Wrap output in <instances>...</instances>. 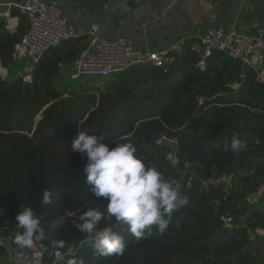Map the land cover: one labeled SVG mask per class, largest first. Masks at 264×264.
<instances>
[{
  "label": "trees",
  "instance_id": "trees-1",
  "mask_svg": "<svg viewBox=\"0 0 264 264\" xmlns=\"http://www.w3.org/2000/svg\"><path fill=\"white\" fill-rule=\"evenodd\" d=\"M11 14L18 18L12 32L0 19L3 66L28 30L24 15L16 10ZM192 44L172 50L173 62L164 68L135 67L113 76L103 89L95 87L67 98L53 80L60 74L59 65H69L85 48L86 39L81 37L49 51L37 65L32 83L0 79V230L5 223L9 226L3 235L13 241L18 231L15 216L31 207L43 217L46 254H54V240L65 242L61 253L75 249L64 264L69 259L77 264H259L246 251L253 242L247 229H264V211H252L244 227L231 231L223 229L221 217L229 214L236 221L249 208L246 198L264 181V85L221 53H213L201 67L200 53L191 49ZM235 83L238 89L231 88ZM80 131L96 134L98 142L110 148L116 141L133 142L149 167L172 184L180 182V195L189 203L173 214L164 234L153 227L151 236L137 241L126 224L103 222L102 227H112L123 237L125 251L121 256L95 254L92 242L76 225L89 207L103 210L107 201L93 200L84 183L87 157L72 152L71 143ZM226 131L244 142L239 153L230 150L233 138ZM160 136L177 141L176 168L166 160L170 148L156 144ZM230 174L239 177L230 190L222 185L201 188L202 181ZM70 186L81 197L78 203L67 197ZM45 190L52 193L48 205L41 203ZM4 256L0 246V264H5Z\"/></svg>",
  "mask_w": 264,
  "mask_h": 264
},
{
  "label": "built area",
  "instance_id": "built-area-1",
  "mask_svg": "<svg viewBox=\"0 0 264 264\" xmlns=\"http://www.w3.org/2000/svg\"><path fill=\"white\" fill-rule=\"evenodd\" d=\"M16 10L27 19L28 30L26 34L14 45L11 60L7 67L0 61V79L6 83L21 82L27 85L33 82V75L37 65L43 57L52 49L57 48L64 41L80 38L74 25L70 23L56 0H23L21 2H8L0 4V19L4 21L8 31H14L18 25V18L11 14ZM86 46L79 56L69 65H59L62 73L69 82L85 81L86 79L108 80L127 70L139 66H151L164 68L173 62L169 50L150 51L138 48L133 37L113 36L110 38L102 35L98 24L92 23L86 31ZM199 44L200 66L213 53H221L226 58L238 62L244 72H252L256 82L264 85V30L257 29L254 34L244 33L232 25L228 28L215 27L206 29L204 34L195 39ZM9 69L14 71L9 77ZM244 75V74H242ZM238 89L239 84H233ZM198 106L204 104L203 98H197ZM157 145H165L170 148L166 154V160L176 168L178 164L177 141L165 136L158 137ZM262 162L264 164V147L262 150ZM185 164V169H189ZM239 177L230 174L209 181H202L201 188L222 185L225 190H230L234 183H238ZM193 174L187 178L185 187L191 188ZM174 187L180 189L182 185L173 181ZM246 203L253 210H264V181L257 187L254 193L246 198ZM223 229L231 231L239 225L229 214L221 217ZM9 229L7 223L2 231ZM0 230V246L5 251V264H53L55 256L53 252L46 254L42 244V232L32 248H20L13 243ZM250 240L258 239L260 251L264 257V229H247ZM75 253L74 248H69L61 253L64 264L67 257Z\"/></svg>",
  "mask_w": 264,
  "mask_h": 264
},
{
  "label": "clouds",
  "instance_id": "clouds-1",
  "mask_svg": "<svg viewBox=\"0 0 264 264\" xmlns=\"http://www.w3.org/2000/svg\"><path fill=\"white\" fill-rule=\"evenodd\" d=\"M109 145L98 142L96 134L80 131L71 143L72 152H79L87 157L84 167L88 190L96 202L100 198L107 201L100 207H89L80 216L76 225L80 233L85 234L92 242L95 254L102 257L121 256L125 251L122 236L113 231L112 227L101 226L123 223L128 232L136 238H147L153 233V227L159 234H164L173 222V214L188 205L187 197L180 195L177 187L165 180L160 171L149 167L138 155L133 142ZM245 144L233 138L230 150L239 153ZM225 150L229 146L225 145ZM52 193L43 192L41 203L52 202ZM18 231L13 243L20 248H32L42 232V216H38L31 207H25L16 216ZM101 226V227H98ZM179 221L176 227L179 228ZM65 246L63 240L52 241L55 249L53 264H60L64 259L59 249ZM67 264H77L69 259ZM83 264V261L80 262Z\"/></svg>",
  "mask_w": 264,
  "mask_h": 264
},
{
  "label": "crops",
  "instance_id": "crops-1",
  "mask_svg": "<svg viewBox=\"0 0 264 264\" xmlns=\"http://www.w3.org/2000/svg\"><path fill=\"white\" fill-rule=\"evenodd\" d=\"M23 0H0V4ZM81 38L96 23L102 35L133 37L135 45L150 51L191 49L206 29L236 25L244 33L264 30V0H56ZM252 208L242 215L237 224ZM262 229V228H261Z\"/></svg>",
  "mask_w": 264,
  "mask_h": 264
},
{
  "label": "rangeland",
  "instance_id": "rangeland-1",
  "mask_svg": "<svg viewBox=\"0 0 264 264\" xmlns=\"http://www.w3.org/2000/svg\"><path fill=\"white\" fill-rule=\"evenodd\" d=\"M7 67V65H4ZM14 71L9 69V77H12ZM111 80H100V79H86L85 81L78 82H69L66 80L65 76L60 73L58 77L53 80V85L56 89H58L61 93L65 94L64 97H69L72 94L79 93L81 91L93 90L95 87H101L103 89L107 83ZM94 87V88H93ZM264 211V210H263ZM242 215L238 216L236 221L242 220ZM246 251H248L255 262H259V264H264V257L260 251V243L258 239H253L252 244L246 247Z\"/></svg>",
  "mask_w": 264,
  "mask_h": 264
},
{
  "label": "water",
  "instance_id": "water-1",
  "mask_svg": "<svg viewBox=\"0 0 264 264\" xmlns=\"http://www.w3.org/2000/svg\"><path fill=\"white\" fill-rule=\"evenodd\" d=\"M1 67V66H0ZM232 89H235V86H231ZM227 135L231 138L234 137L233 131H226ZM67 197L71 199L73 202L78 203L81 200V197L78 196L74 190V186H70L66 189Z\"/></svg>",
  "mask_w": 264,
  "mask_h": 264
},
{
  "label": "bare ground",
  "instance_id": "bare-ground-1",
  "mask_svg": "<svg viewBox=\"0 0 264 264\" xmlns=\"http://www.w3.org/2000/svg\"><path fill=\"white\" fill-rule=\"evenodd\" d=\"M1 71V70H0Z\"/></svg>",
  "mask_w": 264,
  "mask_h": 264
}]
</instances>
